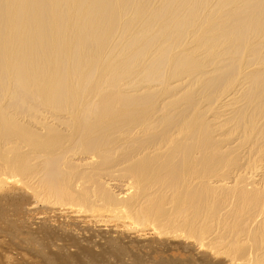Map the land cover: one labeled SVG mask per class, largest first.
I'll return each instance as SVG.
<instances>
[{"label": "bare ground", "instance_id": "6f19581e", "mask_svg": "<svg viewBox=\"0 0 264 264\" xmlns=\"http://www.w3.org/2000/svg\"><path fill=\"white\" fill-rule=\"evenodd\" d=\"M0 182L174 264H264V0H0Z\"/></svg>", "mask_w": 264, "mask_h": 264}, {"label": "rangeland", "instance_id": "374dc122", "mask_svg": "<svg viewBox=\"0 0 264 264\" xmlns=\"http://www.w3.org/2000/svg\"><path fill=\"white\" fill-rule=\"evenodd\" d=\"M8 176L6 175V177H8ZM0 184H1L0 189L2 188V186H6V185H3V183H1V182H0ZM11 187H13V186H9V188H11ZM11 191L12 192L14 191L15 193L13 192L14 193L13 194V193H11ZM11 191H9L8 193H6V192L2 193L0 191V193H2V195L0 194V264H71V263L72 264H77V263H79V264H83V263L84 264H133V263L134 264L135 263L136 264H143V263L144 264H147V263L148 264H167V263L174 264V262L176 261V259H175V261L173 260L174 256H176L175 258H177V260H179V261L187 259L189 257L188 255H186L185 257H183V256L178 257L181 254L176 251V245H177L178 251L182 247V245H180L181 243H179L178 240H174V239L168 240V238H167V240H165L166 238L161 239V240L158 239V240H160L159 241L160 244L156 243L158 241V240H156V242H153V243L151 242V244H153L152 246H151V244H149V245L145 244L146 246H144L143 243L138 242L139 241V240H137L138 238L130 240L129 238L125 239L126 237H123V233H120V235H118L119 234V232H117L118 230L115 228L114 225L112 226V224H107L109 227H107V225H105L106 227L102 226L103 227L102 229H104L105 231L104 230H102V231L98 230V228L95 230L94 229H84V228H81L82 230H79V228H76V227L73 228L72 224L70 223L72 221L69 218L70 216L68 214L55 215L58 213H56L54 211L52 212L51 209H49V210L47 209L48 210L47 211L45 208H40L41 207L40 205H38L36 207V203L34 202V200H30L31 197L29 198V195L26 196L27 193H25V192L23 193V191L21 192V190L17 189V187H14L13 190H11ZM22 193H23V195H22ZM3 194L4 195L6 194L5 195L6 198H4ZM24 195H25V197H24ZM24 198H27L29 200L26 201ZM29 202L30 203L32 202L31 206H33V207L29 206V204H30ZM31 208H33V209H31ZM27 209H28V211H27ZM39 209H40V211L43 209L45 210V211L44 210L41 211V212H43V214L40 211H37ZM33 210H35L34 214H36V212H38L39 214L47 215V216H45V218H44V216L42 217V215H41L42 219L39 218L40 215L38 213H37L38 215L36 214L34 216ZM50 210H51V212H50ZM48 213H49V216H48ZM50 214H52V216ZM29 217L31 218V220ZM67 219H69V220H67ZM25 220H26V222H25ZM62 221H63V225L66 223L67 224L62 226ZM114 228L116 231L115 230L113 231ZM99 229H101V228H99ZM108 230L110 232H107ZM86 231L88 233H90L89 236L92 235L90 237L91 243H87L85 240H79V242L81 244L85 243V245L87 244V246H91V247L93 246L95 248V249L93 248L95 250V252L96 251L99 252L103 256V258H99V256H101V255H95L92 253L86 254V252L83 250L82 251L85 254L84 253H82V254L84 256L82 254H79V251L82 249V246L77 245V244L74 245L73 243H71V241L68 242L67 238H65V236H63V235L68 233V234H72L73 237L77 236L78 239H83L85 237L86 238L89 237L88 233ZM114 232H116V233H114ZM75 233H77V234H75ZM103 234H104V236H103ZM114 234H117V236ZM113 237L114 238L117 237V238L114 239ZM117 241H119V242L121 241L120 244ZM130 241H131V243L132 242L133 243L130 244ZM111 242H114V243L112 244ZM165 243H166V245H165ZM170 243L175 244V246H174L175 248ZM178 243H179V245H178ZM119 245H121L122 247L124 246V248L122 249V247H120ZM102 248L105 250V252L103 251ZM106 250H109V251H106ZM124 251H126V252L123 253ZM127 252L129 253L128 254L129 256L127 255ZM173 252L175 253V255H173ZM44 255H46V256H44ZM90 255H91V258L89 257ZM93 255H95L94 256L95 259H93L94 258ZM130 256L132 259L131 261L128 260V259H130L129 258ZM44 257H45V259H44ZM167 257H169L170 261L168 260V262L167 261L163 262L164 259L165 260L168 259ZM66 258H67L68 262H67ZM87 258H89V259H87ZM136 258L138 260H136ZM159 259L162 261H160ZM70 260H71V262H70ZM98 260H99V262H97ZM100 260H102L103 262ZM108 260H109V262H108ZM110 260H111V263H110ZM170 262H172V263H170Z\"/></svg>", "mask_w": 264, "mask_h": 264}]
</instances>
